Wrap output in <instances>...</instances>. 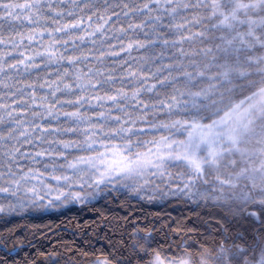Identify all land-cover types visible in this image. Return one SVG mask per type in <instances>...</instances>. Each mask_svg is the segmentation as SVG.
<instances>
[{
    "label": "snow or ice",
    "instance_id": "1",
    "mask_svg": "<svg viewBox=\"0 0 264 264\" xmlns=\"http://www.w3.org/2000/svg\"><path fill=\"white\" fill-rule=\"evenodd\" d=\"M257 52L264 0H0V264H264V87L216 99Z\"/></svg>",
    "mask_w": 264,
    "mask_h": 264
},
{
    "label": "trees",
    "instance_id": "2",
    "mask_svg": "<svg viewBox=\"0 0 264 264\" xmlns=\"http://www.w3.org/2000/svg\"><path fill=\"white\" fill-rule=\"evenodd\" d=\"M195 47H199V45H196ZM256 55H264V52H257ZM221 62H224L223 59ZM250 71L254 70L250 69ZM229 87L234 89V91L220 89V92L223 93V95H218L216 98L217 101H219L217 107L221 111H226L232 105H236L253 95L256 91H258V89L264 87V82H262V78L260 76L254 75L243 81H234V83ZM95 211V209H85L83 212L73 210L71 212H67L65 215L53 213L50 218L33 222L18 221V224L24 225L27 223L30 229L34 228L36 225H39L41 228H43L44 225H51L53 229L66 231L70 236L71 231L75 229L77 224H83L85 222L90 223L91 220L95 218ZM135 212L139 215V219L141 220H145L146 218L153 219L156 216L164 217L165 219H162L160 221L161 223H165L168 218H177L183 221L187 217H193L195 215L180 201H172L171 203H164L162 205H145L143 208H135ZM45 232H47V229H45ZM43 236L44 233H37L38 239ZM21 239H23V234L21 235ZM44 242L47 243L46 237L44 238ZM24 243H27V241L25 240ZM23 255L24 253H21V256Z\"/></svg>",
    "mask_w": 264,
    "mask_h": 264
},
{
    "label": "rangeland",
    "instance_id": "3",
    "mask_svg": "<svg viewBox=\"0 0 264 264\" xmlns=\"http://www.w3.org/2000/svg\"><path fill=\"white\" fill-rule=\"evenodd\" d=\"M248 98H246L244 100H247ZM247 106L248 105L246 104L245 107H247ZM254 129H255L256 133H261V131L264 130V121H261V122H258L257 124H255L254 125ZM258 138L259 137L257 135H242V137H241V140H242L241 150L242 151H247L249 153L255 152V150L258 147V144L256 142Z\"/></svg>",
    "mask_w": 264,
    "mask_h": 264
}]
</instances>
